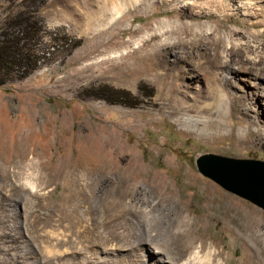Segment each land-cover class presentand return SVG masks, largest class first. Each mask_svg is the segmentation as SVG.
I'll return each instance as SVG.
<instances>
[{
  "label": "rangeland",
  "instance_id": "1",
  "mask_svg": "<svg viewBox=\"0 0 264 264\" xmlns=\"http://www.w3.org/2000/svg\"><path fill=\"white\" fill-rule=\"evenodd\" d=\"M130 1H122L116 16L109 13L106 19L87 22L82 14L98 9L95 0H0V36L5 32L19 36L21 31L9 25L17 21L15 14L24 13L34 32L21 44L39 55L36 68L26 76L17 79L10 71L1 75V262L108 264L107 260L124 258L138 264L151 260L145 238L156 234L167 238L159 223V208L148 216L132 215L134 228L99 223L103 208L97 194L103 197L109 188L95 192L97 175H89L87 169L100 165L93 149L110 141L134 154L145 171L165 178L174 191L172 201L185 206L201 239L221 249L227 264H237L246 247L255 255L260 253V243L244 227L251 224L263 242L264 210L203 175L195 160L200 154L214 153L264 161V79L255 76L258 65H264V25H250L264 19V0L234 4L173 0L167 7L161 6V0ZM183 4L194 7L198 15L180 20L207 23L214 35L221 24L222 41L241 47L239 56L231 60L228 51L217 56L212 51H164L177 37L162 34V22L176 20L177 6ZM236 29L242 34L233 36L231 31ZM51 32L64 39L46 47ZM246 44L257 48L251 50ZM147 54L152 55L150 61L143 60ZM224 62L237 69L226 81L219 74ZM140 65L146 66L142 75ZM151 72L167 73L174 94L188 106L172 113L160 104L150 106L147 100H162ZM196 104L201 111L195 110ZM179 117L198 123L184 125ZM220 118L224 128L215 127ZM206 121L210 124L203 126ZM125 166V160L117 158L109 162V171L118 176ZM60 167L68 173H58ZM138 185L150 204L162 198L148 180L139 178ZM88 188L90 194H97L89 204L78 203L77 192ZM211 189L221 197L215 205L205 203ZM227 199L229 204L224 205ZM87 206L91 213L85 211Z\"/></svg>",
  "mask_w": 264,
  "mask_h": 264
},
{
  "label": "bare ground",
  "instance_id": "2",
  "mask_svg": "<svg viewBox=\"0 0 264 264\" xmlns=\"http://www.w3.org/2000/svg\"><path fill=\"white\" fill-rule=\"evenodd\" d=\"M95 1L98 3V5H100L98 9L96 11L92 10L90 12L82 14L83 19H85L87 22L95 21L97 19H106V16L109 13H112V15L116 16L122 10V7L120 8V5L122 4L123 0ZM131 1L142 2L143 0ZM172 1L173 0H161L160 4L161 6L167 7L172 3ZM223 1L228 0H222L221 2ZM229 1L233 2L234 4L236 0ZM124 4L125 3H123V5ZM174 9L175 7L172 8V10ZM194 9L195 8L189 6V4L179 5L176 9L178 16L177 19L174 21L164 20L162 22V26L164 29L160 32H162V34H174L177 37V41L168 46H165L164 51H169L175 54H178L179 50H181V53L189 52L190 54H197L203 51L205 53H210L212 51V54H214L215 56L228 51V55L231 60H234L236 56H239L238 52L241 50V47L237 48L234 44L226 46L222 41L224 40V36L219 33L221 24L217 25L216 30L218 33L217 35H214V32L209 30L211 27L207 23H187L183 20H180V18L197 16L198 14ZM235 10L237 12H240L242 8L237 6ZM164 12L168 13L169 10L166 8L164 9ZM258 24L264 25V19H260L259 21L256 20L254 22L252 21L250 25L256 26ZM231 34L233 36H237L241 35L242 33L240 30L236 29L232 30ZM188 35H192V37L188 38ZM156 36L157 33H155L152 38H155ZM202 39L204 40V42L202 41ZM188 44L190 46H187ZM246 46L251 50L257 48L256 45H251V47L249 44H246ZM187 47L189 50L187 49ZM151 58L152 55L147 54L145 57H143V60L146 59V61H150ZM253 61H259L260 63L261 59H255ZM154 64L156 65L158 63L154 62ZM258 67L259 70L256 71L255 76L262 77L264 79V65L261 64L258 65ZM138 68L140 75H142L144 73L143 70L146 69V66L140 65ZM152 70H154V68H152ZM219 70L221 78L225 81L228 75L232 74L233 71H237L234 66L226 62L220 63ZM149 74L152 75L158 82L159 97L162 99L161 102H150L147 100V103L150 106L160 104V108L168 107L171 113L183 110L184 108H186V106H188L185 105L184 102H181L179 98L174 94L176 88L173 86L172 80L168 79L170 76L167 73L151 72ZM193 107L195 108V110L198 109L201 111L202 106L196 104ZM179 120L184 125L190 126H195L198 123L197 119H193L190 117H179ZM207 124H210V122H204L203 126H207ZM224 126V120H222L221 118L218 119L215 123V127L217 128H224ZM258 135H260V131L258 132ZM92 153L98 158L100 162L99 167L87 169V173L89 175L93 176L96 174L98 176H96L95 178V192L100 191V188H103L104 186H108L109 188L105 193L106 195L103 197H101V195H98L99 193H95L97 194V197L99 196V202H101L103 208L102 216L99 220L100 224L112 226L127 225L132 228L134 224L133 220L130 218L132 215L148 216L152 214L153 210L158 208L162 213L161 218L159 217V223L165 229L167 238L159 237L157 234L156 237H152L150 235L147 236L145 238V243L147 244V248H149L151 260H147V262L139 261L138 264H227V258L226 256L222 255L221 249H217V247L212 244L207 246L206 242L201 239L202 234L198 233L199 227H196L198 229L195 230V220L186 213L185 206L174 200L172 201L174 194L173 188L165 180V178L161 176V174H159L158 172H152L150 170L145 171L143 169V165L138 162V160H136L137 157L134 156V154H131L123 148L116 146L111 141L102 147L93 149ZM117 158L124 159L126 162V166L122 172H119L118 176H114L112 175V170L109 171V162L115 161ZM61 172L67 174L68 170H66L64 167H60L58 169V173ZM139 178H143L145 181L148 180L150 187L154 191L159 192L162 198L150 204L151 201L146 196V193L142 191V189H140V186L138 185ZM75 186L76 185H74L72 188L75 189ZM87 187H89V185H87ZM89 192H91L89 188L88 192H77V202L89 204L90 200H92L93 198V195H95L94 193L90 194ZM220 198L217 196V192L211 189L208 195V199L205 203L215 205ZM228 200L229 199H227V202H224V205L229 204ZM164 201H169L170 204H164ZM222 201L223 199H221V203ZM65 203H67V201L62 202L63 205H65ZM143 203L147 204L149 208L147 209V206L141 208L140 205ZM85 208V211L87 213H91V208H89L88 206ZM74 209L77 210V212H80L78 204H74ZM244 228H246L247 233L250 235V237H252V239H255L257 243H260L261 246H258L257 244L258 250L260 249V253L259 251H257L259 255H255V251H253V249H248L245 246L246 248H244L243 254L238 259L237 264H264V241L262 242L260 238L261 235L259 233H256L254 229H252L253 227H251V224L250 226L247 225ZM147 229L149 230V228ZM106 262L108 264L136 263L132 261H126L124 258H121V260H107ZM0 264H6V262L0 261Z\"/></svg>",
  "mask_w": 264,
  "mask_h": 264
},
{
  "label": "water",
  "instance_id": "3",
  "mask_svg": "<svg viewBox=\"0 0 264 264\" xmlns=\"http://www.w3.org/2000/svg\"><path fill=\"white\" fill-rule=\"evenodd\" d=\"M195 163L203 175L264 210V161L204 153Z\"/></svg>",
  "mask_w": 264,
  "mask_h": 264
},
{
  "label": "trees",
  "instance_id": "4",
  "mask_svg": "<svg viewBox=\"0 0 264 264\" xmlns=\"http://www.w3.org/2000/svg\"><path fill=\"white\" fill-rule=\"evenodd\" d=\"M13 17H17V21H13L9 27H16L21 31V34H11L5 32L0 36V83L3 82V75L6 72H14L17 79L26 76L31 70L36 68V59L39 55H33L28 49H23L21 44L23 39L30 38L34 29L27 23V15L24 13L15 14ZM17 22V23H14ZM8 27V28H9ZM29 32V33H28ZM27 33V34H26ZM23 34V35H22ZM63 38L61 35H57L56 32H51L46 35L45 46H52ZM64 39V38H63ZM77 41H74L73 45H76ZM117 94L119 91H115Z\"/></svg>",
  "mask_w": 264,
  "mask_h": 264
}]
</instances>
